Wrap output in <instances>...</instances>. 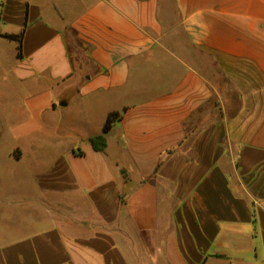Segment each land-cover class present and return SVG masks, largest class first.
Masks as SVG:
<instances>
[{"label": "crops", "instance_id": "1", "mask_svg": "<svg viewBox=\"0 0 264 264\" xmlns=\"http://www.w3.org/2000/svg\"><path fill=\"white\" fill-rule=\"evenodd\" d=\"M20 33L0 264H264V0H0Z\"/></svg>", "mask_w": 264, "mask_h": 264}, {"label": "rangeland", "instance_id": "2", "mask_svg": "<svg viewBox=\"0 0 264 264\" xmlns=\"http://www.w3.org/2000/svg\"><path fill=\"white\" fill-rule=\"evenodd\" d=\"M7 43L8 42L5 40L0 39V70H3V65H5V60H7L5 58H8L11 54L9 47L5 46ZM71 54L72 58L76 62L77 57L75 54ZM2 79L3 78L0 77V118H2L3 110L6 108L7 96L11 94L14 95L17 92L12 83H9L5 80L3 81ZM4 129L5 126L0 125V140L5 138L6 132ZM4 150V148L0 147V190L5 192L18 191L20 184L11 176V178H8L9 174L7 173L11 171V168L4 162ZM21 203L22 201L19 200V197H0V231L5 227L11 228L17 224L18 220H21L20 215L22 214H24L27 223L31 222L32 226L35 225L34 219L39 213L35 205H33L32 202L23 204Z\"/></svg>", "mask_w": 264, "mask_h": 264}, {"label": "trees", "instance_id": "3", "mask_svg": "<svg viewBox=\"0 0 264 264\" xmlns=\"http://www.w3.org/2000/svg\"><path fill=\"white\" fill-rule=\"evenodd\" d=\"M1 38L4 39H8V40H13L14 42H17V50L19 52L20 50V44H21V40L23 37V33H20L19 35L15 36L14 34H0ZM18 56H20V54L18 53ZM120 120V114L119 112H113L111 114H109L106 118L104 127H103V131L102 133L105 134L108 131H110V129L112 128L113 124L117 121ZM90 144L92 145L93 149L96 150L97 152H102L105 148V143L102 137H91L89 139Z\"/></svg>", "mask_w": 264, "mask_h": 264}]
</instances>
